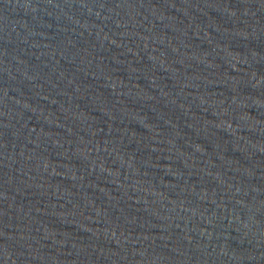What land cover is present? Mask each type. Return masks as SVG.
Returning <instances> with one entry per match:
<instances>
[{
    "label": "water",
    "instance_id": "water-1",
    "mask_svg": "<svg viewBox=\"0 0 264 264\" xmlns=\"http://www.w3.org/2000/svg\"><path fill=\"white\" fill-rule=\"evenodd\" d=\"M0 264H264V0H0Z\"/></svg>",
    "mask_w": 264,
    "mask_h": 264
}]
</instances>
